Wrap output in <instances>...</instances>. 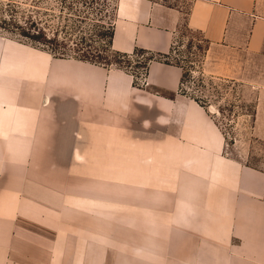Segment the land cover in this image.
<instances>
[{"label": "crops", "instance_id": "0c3cea01", "mask_svg": "<svg viewBox=\"0 0 264 264\" xmlns=\"http://www.w3.org/2000/svg\"><path fill=\"white\" fill-rule=\"evenodd\" d=\"M184 23L251 56L264 120V0H117L112 47L171 54ZM182 73L0 33V264H264V168Z\"/></svg>", "mask_w": 264, "mask_h": 264}, {"label": "rangeland", "instance_id": "374dc122", "mask_svg": "<svg viewBox=\"0 0 264 264\" xmlns=\"http://www.w3.org/2000/svg\"><path fill=\"white\" fill-rule=\"evenodd\" d=\"M9 0H0V23L7 15L4 6ZM24 7L30 6L32 0H18ZM116 5L117 0H111ZM69 2V1H68ZM109 0H94L91 5H83L91 18L96 21L103 17L105 6ZM60 0H41L38 4H45L59 12ZM74 5V6H73ZM78 5L72 3L63 10L66 16L78 13ZM52 10V11H53ZM114 12L110 20L114 19ZM98 21V20H97ZM0 24V33L6 37L23 38L26 42L30 39L21 36L17 30L8 29ZM92 39H97L94 44L100 43L99 36L94 33ZM201 45V47L199 46ZM176 50L171 52L169 58L183 66L184 83L182 89L189 95H194L206 100L216 110L217 118L227 134L229 150L249 164L264 168V120L256 119V97L259 88L253 81L251 56L241 51L221 52L220 49L208 53L209 43L204 41L203 34L198 30L182 25L175 42ZM206 47V49H205ZM155 55V54H154ZM157 58H164L157 55ZM136 58L130 57L131 63L122 57L121 64L126 68L144 73L145 69L136 66ZM105 64V63H104ZM118 65L114 59L108 65Z\"/></svg>", "mask_w": 264, "mask_h": 264}, {"label": "trees", "instance_id": "16d2710c", "mask_svg": "<svg viewBox=\"0 0 264 264\" xmlns=\"http://www.w3.org/2000/svg\"><path fill=\"white\" fill-rule=\"evenodd\" d=\"M40 1L32 0L30 6L23 7L18 0H9L4 6V9L8 11L7 15L1 19L0 24L6 28L9 27L8 29L17 30L21 36L30 39L32 44L48 49L59 56H74L105 64L112 63L114 59L118 66L125 67L121 64L122 57L131 63L130 57L133 54L142 55V58L135 59L136 66L146 70L149 62L157 58V54L167 61L181 65L170 59V54L156 53L144 47L138 46L132 52L114 49L112 47L113 21L110 20V17L116 5L111 0L105 6L103 17L93 22L90 21L91 17L85 13L81 6L91 5L94 0H60L59 12L45 4H38ZM72 3L79 6L78 13L75 14L77 16H66L67 14L63 10L67 6L71 8ZM92 30H95L94 33L99 36L100 43L98 45L94 44L97 39H92L90 36L93 34ZM204 41L209 43L205 37ZM199 46L201 47V45ZM175 50L174 43L171 52ZM183 78L184 72L182 73V84L184 83ZM194 97L203 104H208L206 100Z\"/></svg>", "mask_w": 264, "mask_h": 264}]
</instances>
